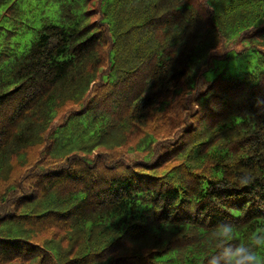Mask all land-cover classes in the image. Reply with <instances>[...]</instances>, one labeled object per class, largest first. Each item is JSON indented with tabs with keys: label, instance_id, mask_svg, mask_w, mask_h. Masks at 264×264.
I'll use <instances>...</instances> for the list:
<instances>
[{
	"label": "trees",
	"instance_id": "trees-1",
	"mask_svg": "<svg viewBox=\"0 0 264 264\" xmlns=\"http://www.w3.org/2000/svg\"><path fill=\"white\" fill-rule=\"evenodd\" d=\"M262 233L264 0H0V264H224Z\"/></svg>",
	"mask_w": 264,
	"mask_h": 264
},
{
	"label": "clouds",
	"instance_id": "clouds-1",
	"mask_svg": "<svg viewBox=\"0 0 264 264\" xmlns=\"http://www.w3.org/2000/svg\"><path fill=\"white\" fill-rule=\"evenodd\" d=\"M247 180L242 178L241 183ZM235 228L232 224H220L217 226L214 235L224 241L233 239ZM264 248V233L257 234L248 243H228L221 253L224 264H264V258L257 255L256 249ZM208 264H217L214 257L207 258Z\"/></svg>",
	"mask_w": 264,
	"mask_h": 264
},
{
	"label": "rangeland",
	"instance_id": "rangeland-1",
	"mask_svg": "<svg viewBox=\"0 0 264 264\" xmlns=\"http://www.w3.org/2000/svg\"><path fill=\"white\" fill-rule=\"evenodd\" d=\"M227 48V53L228 54H232L234 53L235 48L232 47H225ZM228 66L230 68L231 73L233 74H237L240 72L241 69H245L248 66V63L245 61V59H241V58H234L232 60H218L215 59L214 63H213V67L215 68H224ZM213 69L207 71V75L206 78L201 80V84L200 87L201 89H204L208 83V81L210 80L211 76L213 75ZM138 154V152H134V151H130L128 152L127 156L130 157H135Z\"/></svg>",
	"mask_w": 264,
	"mask_h": 264
}]
</instances>
